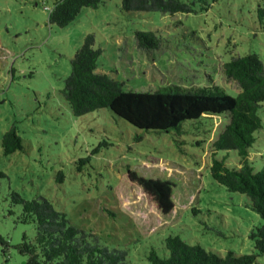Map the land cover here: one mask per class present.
I'll use <instances>...</instances> for the list:
<instances>
[{"label": "rangeland", "instance_id": "rangeland-1", "mask_svg": "<svg viewBox=\"0 0 264 264\" xmlns=\"http://www.w3.org/2000/svg\"><path fill=\"white\" fill-rule=\"evenodd\" d=\"M56 0H0V264H24L15 246L35 236L34 224H23L26 200L46 198L68 220L101 246L128 253V264H151L155 250L167 256L166 239L178 236L225 256L254 253L250 235L263 220L245 195L228 191L211 176V141L226 123L221 116L181 125V133L147 132L107 109L73 115L62 96L71 61L89 35L102 51L98 68L132 92H155L168 86L191 88L217 84L231 96L240 92L221 77L220 67L236 56L257 54L264 63V29L259 0H217L206 12L165 15L126 12L121 0L84 8L66 28L49 23ZM138 31L160 38L155 51L141 50ZM262 129L251 148L256 171L264 166ZM16 127L23 150L5 155L3 135ZM204 141L197 145V141ZM227 164L238 166L236 152ZM135 171L174 184V210L152 211L137 189L115 188ZM64 177L59 182L58 174ZM114 188V189H113ZM111 212L113 215H110ZM255 264H264V256Z\"/></svg>", "mask_w": 264, "mask_h": 264}, {"label": "trees", "instance_id": "trees-1", "mask_svg": "<svg viewBox=\"0 0 264 264\" xmlns=\"http://www.w3.org/2000/svg\"><path fill=\"white\" fill-rule=\"evenodd\" d=\"M112 0H56L49 15V23L59 28L68 27L84 8L98 9ZM217 0H121L126 12H158L165 15L206 12ZM257 15L264 29V0H259ZM137 45L144 51L160 47V38L154 32L135 33ZM94 35H89L71 61L72 71L65 80L62 96L73 115L107 109L137 129L156 132L181 133V125L204 117L221 116L226 123L211 141L212 178L228 191L245 195L248 206L263 223L251 232L254 253L236 255L228 252L221 256L200 245H189L178 236L166 239L167 256L152 250L151 264H255L264 256V166L256 171L251 148L257 141L256 132L262 129L259 111L264 104V63L257 54L236 56L220 67L221 77L234 81L240 92L229 95L221 85L183 88L168 86L155 92H132L123 89L122 83L101 72L98 68L100 49L95 47ZM204 141H197L200 145ZM5 155L23 150L22 138L16 127L3 135ZM236 152L238 166L227 164L229 154L218 158L219 152ZM6 175L0 172V178ZM64 177L58 174L59 182ZM139 189L149 202V208L169 215L174 210V184L169 180L149 179L129 170L115 188ZM114 189V188H113ZM14 203L22 207L19 218L23 224L35 225V236H23L15 246L17 252L28 259L24 264H128V253L122 249L101 246L99 239L71 223L66 214L57 211L46 198L26 200L13 193ZM110 215H113L109 212ZM0 244L9 243L0 235Z\"/></svg>", "mask_w": 264, "mask_h": 264}]
</instances>
